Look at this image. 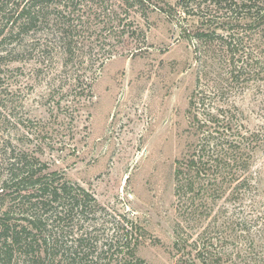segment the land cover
Returning a JSON list of instances; mask_svg holds the SVG:
<instances>
[{
	"label": "rangeland",
	"instance_id": "374dc122",
	"mask_svg": "<svg viewBox=\"0 0 264 264\" xmlns=\"http://www.w3.org/2000/svg\"><path fill=\"white\" fill-rule=\"evenodd\" d=\"M98 2L80 0L75 9L70 6V14H62L61 23L67 21L77 41L71 47L74 56L53 35L59 28L54 16L50 29L39 24L18 36L0 35V175L11 150L27 151L101 206L136 219L146 233L138 258L146 264H174V230L184 222L174 210L173 161L189 138L188 98L198 77L202 89L230 86L228 104L249 130L264 137V38L251 15L233 14L240 21L230 27L223 6L205 9L207 2L188 16L175 0H148L146 20L129 15L130 31L138 28L143 35L120 38L117 29L102 30L108 17L110 25L117 24L120 8H110V2L109 12L97 22ZM229 28L241 46L231 62L237 79L225 76L232 68L230 54L193 39L209 31L225 38L232 34ZM253 168L261 176L256 188L261 218L264 147L255 154ZM245 206L241 218L251 225L252 245L245 244L243 233L212 231L218 264H264V219L259 223L255 207Z\"/></svg>",
	"mask_w": 264,
	"mask_h": 264
},
{
	"label": "trees",
	"instance_id": "16d2710c",
	"mask_svg": "<svg viewBox=\"0 0 264 264\" xmlns=\"http://www.w3.org/2000/svg\"><path fill=\"white\" fill-rule=\"evenodd\" d=\"M79 1L0 0V35L18 36L38 28L39 24L50 29L53 24L48 28L49 17L54 16L57 20L54 27L59 28L53 35L63 43L65 53L74 56L71 47L77 41H72L67 21L63 24L61 20L66 19L63 12L68 10L70 14V6L75 9ZM147 1L99 0L95 6L99 12L97 22L104 19L101 13H108L107 7L112 2L110 8L117 4L121 13L114 17L115 26L110 25L112 20L106 15L108 22H103L106 27L102 30L117 29L120 38H140L142 30L130 31L134 23L129 15L137 13L146 20ZM175 1L188 16L207 2L205 9L223 6L225 13H230L227 23L230 27L240 21L233 14L240 11L242 19L251 15L256 30L264 38V0ZM233 30L225 38L209 31L193 39L215 43L230 54L228 61L232 68L225 76L237 79L231 62L241 46ZM141 42L144 43V38ZM196 80L186 109L189 119L185 133L189 138L184 152L173 161L174 210L185 225L177 223L174 230L171 250L174 264H218L220 259L211 248L209 236L215 230L243 233V241L251 246V225L241 218L247 202L258 213L255 219L259 223L264 219V212L260 218L256 210L259 189L256 188L261 176L253 170L255 154L264 147V137L249 130L236 107L228 104L225 96H229L230 86L229 90L224 86L202 89L199 77ZM1 167L0 264H146L136 255L146 233L129 214L101 206L91 193L68 181L63 174L49 171L46 164L27 151L11 150ZM260 240L264 245V239Z\"/></svg>",
	"mask_w": 264,
	"mask_h": 264
}]
</instances>
